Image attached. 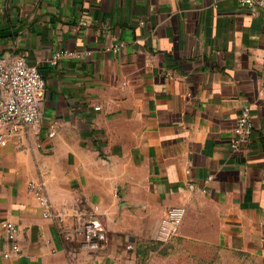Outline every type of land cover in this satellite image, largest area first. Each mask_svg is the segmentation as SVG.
I'll use <instances>...</instances> for the list:
<instances>
[{
	"label": "crops",
	"instance_id": "1",
	"mask_svg": "<svg viewBox=\"0 0 264 264\" xmlns=\"http://www.w3.org/2000/svg\"><path fill=\"white\" fill-rule=\"evenodd\" d=\"M117 41L124 49L108 50ZM58 51L68 55L51 65ZM0 54L39 64L46 81L40 123L0 146V246L10 249L12 221L21 247L0 264H264L261 11L241 0H0ZM246 106L254 131L235 151ZM172 206L186 214L168 239ZM90 212L98 251L64 235Z\"/></svg>",
	"mask_w": 264,
	"mask_h": 264
},
{
	"label": "built area",
	"instance_id": "2",
	"mask_svg": "<svg viewBox=\"0 0 264 264\" xmlns=\"http://www.w3.org/2000/svg\"><path fill=\"white\" fill-rule=\"evenodd\" d=\"M252 12L261 11L264 15V0H241ZM123 41L112 42L108 50L119 53L124 49ZM65 51L54 53L50 59L51 65H56L62 58L67 56ZM46 88V81L40 70L39 64L27 63L24 59L8 60L0 54V146L8 143L9 139L29 128H33L41 121V102ZM254 126L252 115L248 106L242 109L234 127L232 148L239 151L244 146L248 137L253 133ZM54 131L49 132L52 137ZM30 193L35 195L44 209V217L62 225L64 218L59 212H55L46 194L43 183L30 182ZM186 209L183 206H172L167 210L165 219L168 224L167 237L173 239L179 233L184 220ZM4 228L6 241L10 249L2 250L4 257L9 258L12 254L20 253L21 247L18 242L19 228L12 221H5ZM64 230V229H63ZM100 228L96 222L94 212L79 215L74 223L72 232H65L67 239L75 236L80 237V247L86 250L98 251L102 243L99 240Z\"/></svg>",
	"mask_w": 264,
	"mask_h": 264
}]
</instances>
